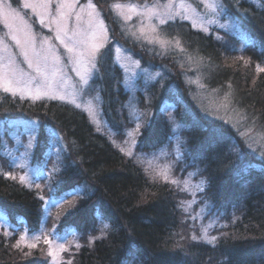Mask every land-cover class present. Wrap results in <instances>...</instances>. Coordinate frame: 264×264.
Listing matches in <instances>:
<instances>
[{
  "label": "trees",
  "instance_id": "1",
  "mask_svg": "<svg viewBox=\"0 0 264 264\" xmlns=\"http://www.w3.org/2000/svg\"><path fill=\"white\" fill-rule=\"evenodd\" d=\"M90 1L102 14L109 42L87 94L99 90L102 118L114 139L122 141L142 123L139 151L173 145L179 136L174 175L196 172L194 178L205 183L198 205L208 212L203 222L194 217L198 206L189 213L184 208L189 195L115 147L84 110L0 91V119L38 121L31 161L39 169L54 168L48 180L33 186L0 171V210L13 231L0 228V264L50 262L43 237L34 247L18 245L16 228L25 226L51 236L74 232L79 247L66 250L62 264H264V159L244 136L248 130L264 140V71L257 67L264 68V0H219L235 34L216 28L205 33L179 20L166 25L164 34L182 49L163 58L125 36L113 11L116 3L154 0ZM12 3L22 8L20 0ZM116 44L141 67L165 73L155 82L138 81L135 109L115 62ZM185 72L201 76L206 94L238 123L208 117L192 98ZM54 131L60 152L52 167ZM53 201L60 205L48 210ZM211 217L219 222L205 235L203 225ZM104 224L110 228L102 232Z\"/></svg>",
  "mask_w": 264,
  "mask_h": 264
},
{
  "label": "rangeland",
  "instance_id": "2",
  "mask_svg": "<svg viewBox=\"0 0 264 264\" xmlns=\"http://www.w3.org/2000/svg\"><path fill=\"white\" fill-rule=\"evenodd\" d=\"M20 3L22 8H17L12 0H0V91L5 92L2 85L7 78L13 82L17 91L15 95L11 91L5 93L22 99L60 101L84 110L96 130L105 134L120 151L161 180L170 183L175 180L176 183L172 184L191 197L190 199L184 195V208L194 214L193 210L198 206L194 217L203 222L208 211L205 206L198 205L197 194L204 189L205 183L194 178L195 171L184 177H181L180 172L174 175L173 159L180 156V137H175L173 145L166 144L149 152L139 151L137 135L142 123L137 122L122 141L114 139L112 131L102 118L99 90L87 94L96 74L99 54L109 42L107 26L95 4L90 0L86 3H81L80 0H20ZM113 11L122 23L125 36L143 44L162 58L170 55L173 50L180 52L182 49L177 39L170 38L163 32L166 25L177 20L189 22L192 27L205 33L213 28L236 33L219 0L116 3ZM114 55L115 62L124 72V85L130 92V104L135 109L138 81L155 82L163 79L165 73L141 67L128 51L117 44L114 46ZM183 77L193 91L192 98L208 117H225L234 125L238 123L235 115L226 114L223 105L214 103L215 99L206 94L201 76L185 72ZM38 87L40 95L36 98ZM38 127L39 122L36 120L0 119V157L10 167L5 169L0 161V171L5 170L7 174L28 186H33L34 181L39 179L48 180L54 171V168L39 169L31 161L35 131ZM52 135L54 141L51 153L54 161L50 165L53 167L59 160L60 137L55 131ZM244 136L251 140L254 148L260 151L258 155L264 159V155H261L264 153L263 138L248 130H244ZM165 175L167 180L164 179ZM21 177L24 178L23 181ZM58 205L59 202L53 201L48 203L47 208L49 210ZM218 222L215 217L209 218L203 225V233L208 235ZM0 228L13 234L12 226L1 210ZM16 229L19 230L18 245L21 247L36 245L42 237L47 241L49 253H53L50 254L51 260L48 264H62L63 253L78 244L72 231L62 237L51 236L46 229L43 233L31 232L27 226L25 229ZM60 245H63L64 250L60 249Z\"/></svg>",
  "mask_w": 264,
  "mask_h": 264
},
{
  "label": "snow or ice",
  "instance_id": "3",
  "mask_svg": "<svg viewBox=\"0 0 264 264\" xmlns=\"http://www.w3.org/2000/svg\"><path fill=\"white\" fill-rule=\"evenodd\" d=\"M221 7H223V5H221ZM161 22L163 23V21H161ZM257 67H258V70H259V71H264V68H259V66H257ZM2 86H3L5 92H9V91H11V92L13 93V95L16 94L17 88L13 86V82H12L11 80L5 78ZM39 95H40V90H39V87H38L37 90H36V98H39ZM233 150L235 151L236 149H233ZM129 154H130V153H129ZM261 155H264V153H262ZM13 178H14V177H13ZM23 179H24V178L21 177V180H22V181H23ZM164 179L167 180L168 177L165 175V176H164ZM172 183H176V181L173 180ZM109 228H110V226H109L108 224H104V225H103L102 232H103L104 229H109ZM21 239H23V237H22ZM36 239H38V237H37ZM193 239H196V237L193 236ZM214 239H215V238L213 237V240H214ZM46 243H47V241H46ZM34 246H35V245H30V247H34ZM59 247H60L61 250H64L63 245H60ZM77 247H79V245H77ZM50 254H53V253L50 252Z\"/></svg>",
  "mask_w": 264,
  "mask_h": 264
}]
</instances>
